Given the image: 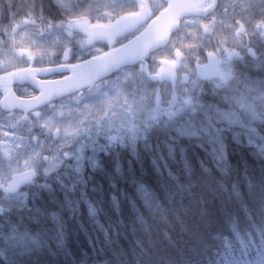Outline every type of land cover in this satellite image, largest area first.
Instances as JSON below:
<instances>
[{
	"label": "snow or ice",
	"instance_id": "6c2138e0",
	"mask_svg": "<svg viewBox=\"0 0 264 264\" xmlns=\"http://www.w3.org/2000/svg\"><path fill=\"white\" fill-rule=\"evenodd\" d=\"M157 10L146 0L0 8V264L75 260L70 226L86 231L85 211L104 243L126 212L133 230H148L146 213L174 220L188 240L166 264H264V77L251 75L264 73V0H172ZM67 71L52 88L36 79ZM25 81L39 94L15 96L10 85ZM184 141L205 153L203 176ZM236 148L260 161L258 177L233 163ZM177 154L182 175L169 164ZM209 176L216 187L201 190ZM109 213L117 221L106 227ZM134 247L133 264H149L144 242Z\"/></svg>",
	"mask_w": 264,
	"mask_h": 264
},
{
	"label": "trees",
	"instance_id": "16d2710c",
	"mask_svg": "<svg viewBox=\"0 0 264 264\" xmlns=\"http://www.w3.org/2000/svg\"><path fill=\"white\" fill-rule=\"evenodd\" d=\"M7 7L8 0H0V8L6 10ZM251 75L256 79L264 77V73H261L259 70L253 71ZM183 143L186 147L185 157L187 161L198 175L203 176L199 161L206 159L205 153L195 146V141L192 143L184 141ZM176 159V163L169 161V164L174 172L182 175L183 162L180 161L179 154H177ZM232 160L233 163L237 161L247 162L249 175L257 177L260 175V161L251 154L249 149L236 148L233 152ZM236 178L237 174L233 173L231 179L235 180ZM205 182L206 186L201 190L207 191L216 187L215 181L210 176L205 177ZM149 185L150 187L152 186L151 182H149ZM173 207H179V205L173 202ZM48 208L55 210V205L48 204ZM109 215L111 216V221L103 216L101 217V222L106 227L109 222L115 225L117 221V217L114 214L109 213ZM162 215V213H156L153 216L146 213L145 219L149 225L148 230H145L144 225L139 223L135 224L133 230V219L131 214L126 212L123 224L117 226L120 235H112L111 229H109L111 242L104 243L103 234L87 220V213L85 211L86 231H81L74 226H70L68 246L71 248L75 260L58 255L56 257H46V264H80V261H84L85 264H104L105 261H107V264H133L134 251L139 253V250L134 247V241L137 239L142 240L145 247L150 250V256L142 257V259L148 261L149 264H166L168 257L176 255L185 246V241L188 240V237L181 231L180 226L172 220V212H169L167 215L169 220H172L173 225H175L174 227L166 224L162 219ZM185 220L189 226L192 225L193 219L191 216H186ZM30 228L35 231L37 226L33 224L30 225ZM165 231L169 233L174 244L170 245L164 238ZM93 243L96 246L95 250L92 248ZM100 249H103V251Z\"/></svg>",
	"mask_w": 264,
	"mask_h": 264
},
{
	"label": "flooded vegetation",
	"instance_id": "af4514ba",
	"mask_svg": "<svg viewBox=\"0 0 264 264\" xmlns=\"http://www.w3.org/2000/svg\"><path fill=\"white\" fill-rule=\"evenodd\" d=\"M237 12L240 13V15H246L247 13L240 10L239 8L237 9ZM97 43V46L98 47H101L103 51H108L109 50V47L111 46H104V43L103 42H96ZM228 47H234L232 45V42L229 41L228 45H226ZM236 51H240V49L237 47L235 48ZM243 54V53H242ZM201 60L203 63L206 62V60H204L203 57H201ZM66 75L64 74H59V75H54V76H48L47 78H44V80L46 81H55L54 79H59V78H62V77H65ZM15 91L16 93L22 97V98H31L32 96L34 95H37V92L29 85H24V86H16L15 87ZM0 99H2V95L0 94Z\"/></svg>",
	"mask_w": 264,
	"mask_h": 264
},
{
	"label": "water",
	"instance_id": "95a60500",
	"mask_svg": "<svg viewBox=\"0 0 264 264\" xmlns=\"http://www.w3.org/2000/svg\"><path fill=\"white\" fill-rule=\"evenodd\" d=\"M165 1H166L167 3L172 2V0H165ZM68 72L71 73V71H68ZM54 73H58V72H54ZM54 73H49L47 76H50V75H52V74H54ZM71 75H72V73H71L69 76H71ZM47 76H46V77H47ZM39 78H45V76L37 75V77H36L37 81H41V80H39ZM56 82L67 83V81H65V80L63 79V80H61V81H52V82H50V83H45V84H43V87H45V88H52V87H55V86H56ZM16 84H20V85L29 84V85H31L35 90H37L38 92L40 91V89L37 87V85H36L35 83H33V82H31V81H25L23 84H21V83H19V82H13V83L10 85L11 90H12V93H14V91H13V87H14ZM0 93H2V89H0ZM15 96H16V95H15Z\"/></svg>",
	"mask_w": 264,
	"mask_h": 264
},
{
	"label": "rangeland",
	"instance_id": "374dc122",
	"mask_svg": "<svg viewBox=\"0 0 264 264\" xmlns=\"http://www.w3.org/2000/svg\"><path fill=\"white\" fill-rule=\"evenodd\" d=\"M160 4V1L159 0H154V5L155 6H158ZM4 55H8V58L10 59V60H12V62L13 63H15L16 62V59L15 58H13L10 54H8L7 52H5V53H3Z\"/></svg>",
	"mask_w": 264,
	"mask_h": 264
}]
</instances>
